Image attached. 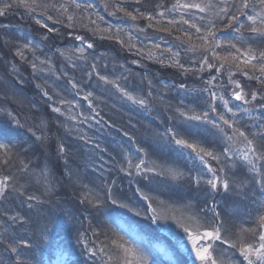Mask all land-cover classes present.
Masks as SVG:
<instances>
[{
	"label": "trees",
	"instance_id": "trees-1",
	"mask_svg": "<svg viewBox=\"0 0 264 264\" xmlns=\"http://www.w3.org/2000/svg\"><path fill=\"white\" fill-rule=\"evenodd\" d=\"M100 1H107V0H100ZM116 0H114L115 2ZM168 0H142L140 3H138V7L143 12L155 15L157 13V10L164 6L167 3ZM28 3L32 5L34 8V11L31 10V15H27L25 10L21 9L20 7L18 9H15V4L11 3L13 6L11 8H8L5 13L0 16V25H4L6 23L10 24V27H15L12 31L10 30L9 34L6 29H1L0 27V51L4 54L3 59L0 61V73L4 76L2 80V85H0V91L7 92L8 88L10 89L11 83L12 87L17 86L18 83L17 79L15 77H12L11 75H8L9 72V66L8 64H5V62L16 63L18 66V71L16 72L18 76L17 78H27L28 80H31V76H33L34 71L29 66L30 62L23 61V63L18 59V57L15 55L17 54L19 42L22 44V41H27L29 38H33V45L37 48H40V43H43L46 45L48 50L52 53L53 57L58 61L57 66L59 67V64H62L64 67V71L67 74L73 73L75 67L77 66L79 60L75 59H68V58H62L61 59V49L64 45H66L68 42L73 41L71 38L72 34H79L82 35L84 40L91 42L92 44L97 45V50L104 49L107 54H121L123 58L128 59V52L130 51L129 47H123L115 43V41H111L112 39H109L107 37H104L102 39L97 33H92V22H87L82 17H80V20H75L74 26L71 24H68L67 18L70 15V11L68 12V8H61L60 5L63 4V2L57 1V0H29ZM52 4H55L56 7H51ZM45 5H47L45 7ZM64 5V4H63ZM66 9V10H65ZM130 12V11H129ZM36 15L37 17L41 18L42 20H53V18H57V21L55 25L58 30L55 28L50 33L46 28L42 27L44 25V22L37 23L34 21L33 15ZM147 17L146 14H143ZM51 16L52 19H48V17ZM114 17V16H112ZM82 20V21H81ZM133 24L135 25H144L145 22L141 21H133ZM82 28V29H80ZM90 29V30H89ZM102 29V28H100ZM82 30V31H81ZM11 41L12 46H8ZM19 41V42H18ZM212 39L209 41L211 45ZM196 43H199L195 41ZM213 43V42H212ZM209 46L204 47L203 45H200L196 49L197 53V63L199 67H195L194 72L184 71L182 69H176V68H169V67H151L149 65L144 70L141 69L140 66L134 65V69L140 73V76L137 77L138 82H141L143 80L142 76H147V73L155 72L157 78H161L166 80L168 83H173L177 87V85L181 84L184 85L186 83L195 84L198 88H202L204 85V81L209 79L211 80L212 76L214 75V70H210V67L208 64H212L214 60H218L217 56H220L219 51H215L217 56H213L212 50H207ZM129 48V49H128ZM118 56V55H117ZM205 57L207 58L208 63H204ZM63 61V62H62ZM204 63V66L202 64ZM197 66V64H196ZM204 68V69H202ZM202 69V70H200ZM224 75V83H228L230 79H232V75L236 77L237 79L245 80L248 76L244 75L243 78L240 74H238L237 71H232L228 69H222L221 70ZM61 75H65V72L57 71ZM151 73V74H152ZM141 80V81H140ZM251 89L255 91L261 90V86L254 83L250 84ZM6 86V87H5ZM18 87V86H17ZM48 87V86H47ZM207 87H203V91H206ZM1 96V94H0ZM4 96V94H2ZM16 96V95H15ZM13 96V100L10 103L11 105L18 103L15 100H18ZM7 99V98H6ZM45 105L42 104L41 101H37V108L33 109L32 101L29 103V107L31 108L29 110V114H31L29 117H27L28 121H40L41 119H44L43 121L47 120V129L50 131L48 134V143H46L45 147H49L52 149V151L57 150L59 148V142L62 141V136L60 134V127L56 123L55 125L51 123L50 121L54 118L55 112H48L46 117L39 118V113L34 112L33 110H42L45 109ZM160 110L163 111V114L161 118H159L156 115H148L149 125L143 126V130L140 132L139 142L142 145L152 147L149 143L148 135L152 134L153 132L160 133V144L163 146H166L164 149L171 151L172 148L174 149L173 144V134L172 130L174 127V124H178V120L172 116V113L168 108H160ZM28 112V111H27ZM60 117V116H59ZM61 118V117H60ZM63 119V118H62ZM0 123H2V118H0ZM38 123V122H37ZM151 126L154 127V129H151ZM201 137H205V134L203 131H200ZM171 142V143H170ZM170 143V144H169ZM145 185L148 187L149 190L156 189L157 183L154 182V179H147L145 180ZM158 191H161L158 189Z\"/></svg>",
	"mask_w": 264,
	"mask_h": 264
},
{
	"label": "snow or ice",
	"instance_id": "snow-or-ice-1",
	"mask_svg": "<svg viewBox=\"0 0 264 264\" xmlns=\"http://www.w3.org/2000/svg\"><path fill=\"white\" fill-rule=\"evenodd\" d=\"M73 3H75V0H73ZM224 5L220 8V12L223 13L225 16L228 17V20L230 22H238L240 19V16L245 15L244 10L249 8V0H239V2L237 3L236 0H233L231 5H228V0H223ZM259 4L261 5L262 8H264V0H259ZM13 5L11 3H8L7 0H5L4 2V9H8L11 8ZM16 6L18 7H25L28 8L29 10L34 11V8L32 7V5L30 3H28V0H17V4ZM47 5H45L46 7ZM181 7V8H195L198 9L200 12H204L206 7H211V5H206V6H202L201 4H197V3H192V4H183V5H175L174 7ZM51 7L55 8L56 5L52 4ZM61 8H65V5L61 4L60 5ZM76 7H80L79 4H76ZM234 8L236 10L235 14H232L230 9ZM66 10V9H65ZM4 11L0 10V15H3ZM161 15H163V13H161ZM48 19H52L51 16L48 17ZM73 19V17L71 15L68 16V20L71 21ZM149 19H151V17H149ZM247 19L249 21H251V25L249 26V30L252 33H260L261 35H264V15L261 14H257V15H247ZM259 20V25L257 26V21ZM37 23H40L39 20H37ZM184 23H188L187 20L184 21ZM229 26H231V24H229ZM42 27L46 28L49 32H52L53 29L49 28L47 24L42 25ZM191 27L196 28L197 32H200V28L196 27V25H191ZM215 27V23L214 22H209L208 25L205 26V31L207 33V36L202 37L201 39L204 40L207 43V39L208 36H215V32L212 31V29ZM244 25L243 24H239V27L236 29V31H239L240 28H243ZM77 39H80V37H77ZM220 45L215 43V41H213L212 45L209 46V48L207 50H212L215 47H219ZM88 47H92L91 44L88 45ZM232 48L236 49V52L239 53L240 52V48H237L235 44L231 45ZM247 52V58L244 60V63L246 64H251V62L253 60H257L258 59V63H259V76H255V79L257 80H261V77H264V51H260L259 52V58L257 57L256 54L253 53V50L251 48L246 50ZM63 54V53H61ZM213 56H217L216 52L213 50L212 51ZM18 55H20L21 57H23V52L22 51H18ZM231 55V54H230ZM217 58L219 59L220 57L217 56ZM233 59H235V57H232ZM224 59H227L226 57ZM204 63H208L207 58L205 57L204 59ZM209 67H212L211 64H208ZM33 67L35 68V64H33ZM221 67H223V65H221ZM256 65H253V68H255ZM245 75H247V73H245ZM101 79H106L105 77H100ZM212 79H215V77H213ZM261 82H264V80H262ZM209 83H211V81H209ZM73 87H75V84L73 85ZM236 88H240V85L238 83H236ZM206 91L210 92V96H211V100L215 101L217 99H219L222 103V107L223 109H225L227 112L232 113V116L235 117L236 116V112H233V108L230 107V101L228 99H225L223 96L217 97L216 92H212L209 89H206ZM126 96H128L129 99H133V97L131 95H129V93L125 92L124 93ZM45 95H47V93H45ZM89 95H91V93H89ZM249 95H251L252 100H256V94L254 92L249 93ZM232 96L234 97L235 100L237 101H243L244 103H248L249 101L247 100L245 94L243 93V90L241 89L240 91H233ZM85 99H87V97H85ZM264 99V98H262ZM141 105H144L146 103L145 100L140 99L135 101ZM221 105H217L215 103H209L208 107L210 109V111L212 113H216L217 114V118L221 121H223V124L228 125L229 127H232V124H230L229 119H226L223 112H219L218 108ZM239 107V106H237ZM54 111H59V109H54ZM181 115H183V113H181ZM189 119L191 120H204L207 121L208 123L213 124V126L215 127H219L218 124L215 123L214 120L211 119V117L209 116V112L205 111L203 112L201 115H192L189 117ZM262 127H264V125H262ZM236 134H238L240 137H243L244 140L246 141L247 144V148L244 151V153L242 154V159L244 161H247L248 163H252L251 160L248 159L249 153H252L253 156L255 157L256 160H264V147L258 149L254 146V140L253 139H249L248 136L245 134L244 131H241L240 128H236L235 129ZM260 138L264 139V133L260 134ZM173 139L175 141V143L177 145H181L185 148H189L191 149L193 152H195L197 154V156L203 161L205 156H209V157H213L215 159H219V157L215 156L213 152L208 151L207 149L203 148V147H199L196 144L193 143H189L187 140L182 139V138H176V134L173 133ZM228 139H232V137H228ZM6 146L2 143H0V149L5 148ZM225 154L229 151V148L225 147L222 150ZM259 153V154H257ZM7 162V161H5ZM144 165V160H140L139 163L135 164L134 167L139 171L141 170V166ZM129 167H133L131 161H129ZM253 167H255V165H253ZM262 167H264V165H262ZM124 169H122L123 171ZM148 171H152L151 168L147 169ZM209 172H212V178L208 179L206 181V183L208 185L211 186L212 189H217L219 186L222 185V187L227 190L229 187V182L228 180L225 179H221V177H219L218 175H216L215 172H213V170L211 168L208 169ZM221 171H223L221 169ZM170 174L175 175L176 173L174 172H170ZM11 179V177L9 176H4L3 178H0V195H3L4 193V189L5 187H7L8 185V181ZM199 179L196 180L197 185L199 184ZM262 187H264V177H262ZM108 198H112L111 197V190L109 189L108 192ZM145 199H147L148 197L145 196ZM29 199H33V197H29ZM117 201L115 199H113V203H116ZM215 216H219V213H215ZM192 219V225H185L183 227V231L184 233L187 235L188 241L191 242V248H190V253L194 255V264L195 261H199V264H218V259L217 257H215L213 255V248H212V244L211 243H206L207 241H222V234H221V229L224 227L223 225V221H214L212 223H208L207 221L205 222H201V218L198 216H194L191 218ZM260 221H261V227H264V216L260 217ZM134 235V234H133ZM134 238L135 235H134ZM226 242V241H223ZM177 243L180 244L182 247H185L187 249V244H185L183 242V240L181 238L177 239ZM60 246L57 245V248H59ZM146 247L148 249L149 252L153 253V254H162L165 256L169 255L168 252V248L165 247L163 244L160 245H156L153 246L150 243L146 244ZM231 247H237L236 244H231ZM12 251H16L15 248L12 249ZM239 251L240 253L243 255L244 259L247 260L248 264H254V261L251 259V257L255 256L256 258V262H258V264H264V232H260L258 233V246H254L251 243H241L239 245ZM131 252L132 255L134 257H137L136 259L133 260H126L125 264H146L147 262V256L144 255L143 252L140 253H136L134 250L131 249H125V253H129ZM155 264V262H154ZM220 264H223V262L221 261Z\"/></svg>",
	"mask_w": 264,
	"mask_h": 264
},
{
	"label": "rangeland",
	"instance_id": "rangeland-1",
	"mask_svg": "<svg viewBox=\"0 0 264 264\" xmlns=\"http://www.w3.org/2000/svg\"><path fill=\"white\" fill-rule=\"evenodd\" d=\"M181 1V0H179ZM233 2V0H228V5H231ZM197 3V2H196ZM192 4V3H191ZM202 6H206V5H211V7H206L204 12H200L198 9L195 8H181L179 7V11L175 10L174 14H175V18H172V20H180V18L176 17L177 13H180V16H184L183 20H204L205 18V13L206 10L208 9L209 15L213 20H227V16L225 17V15L223 13L220 12V8L224 5L223 0H209V1H202L201 2ZM232 14H235L236 10L235 9H230ZM138 15V11L137 9L132 10L131 9V13L127 14V18L131 19V20H137L140 21L141 20H146V16L143 15L140 17V19L137 18ZM146 15H148L149 17H151L150 20H163V18L159 17V19L157 18L158 15H152L149 13H146ZM191 16V17H190ZM210 17L209 20H212ZM225 17V18H224ZM192 18V19H191ZM182 20V19H181ZM100 22L103 24V21L100 20ZM187 30H189L191 27L186 26ZM123 29H121V31H116L117 34L119 33H123L122 32ZM126 33V31H125ZM124 33V34H125ZM127 34V33H126ZM133 41V39H132ZM134 45H138V44H134ZM152 48H154V46H146V47H142L141 50H143L144 52H148L150 51ZM151 52V51H150ZM69 54H73V51L69 50L68 51ZM156 54V51L153 53ZM14 74H16L14 72ZM108 82L112 81L113 83L117 84L118 86L120 85L121 81L124 83L123 79H118V82H116L115 79H107ZM2 82L0 81V84ZM122 88H120L121 90ZM70 92V91H69ZM93 96L95 94H92ZM13 96L12 91L8 90L7 92L4 93V96H2V98H11ZM75 96V97H74ZM113 94L109 95L110 100L114 99ZM85 97H87V99H85ZM101 98L98 97V100L100 101ZM65 106H62V110H66L67 114L71 117V119L73 120V122L76 125H80L83 124L84 122H87L91 124V127L93 128V131H96V134H101L102 133V126L98 125L97 123L100 122V120L97 117V114L99 113L98 108H97V102L94 101L92 99V97L89 94L84 95L82 93V91L79 92V94H76L75 92H70L68 95V98L65 99L64 101ZM109 107H111V105L109 104ZM246 110L243 109L241 111V113L243 114ZM239 116V112L237 113ZM257 116L253 113H248L247 114V121L249 122H254L256 120ZM249 125V124H247ZM102 135V134H101ZM33 161V160H32ZM159 170H164L167 173L168 172H174L175 170L170 169L169 167H165V168H158ZM111 171V168L108 167V165L106 164L104 166V171L103 174L106 176V178L109 177V173ZM36 180V179H35ZM44 193V191H43ZM160 206L164 209V212L167 214H173L175 216H178L179 218H184V220H188L187 218L189 217L190 211L187 209V207L183 208V207H172V205H167L166 203H159ZM206 243H211L212 244V248H213V255L215 257H217L218 259V264H220V262L222 261L223 264H234L230 259L227 260L226 259V255H222L220 254L219 256L217 255V251H218V247L214 246L215 244L213 243V241H207ZM125 249H127V247L125 246ZM122 251V250H121ZM123 253H125V250L122 251ZM225 253V252H224ZM226 254V253H225ZM221 256H225V258H220Z\"/></svg>",
	"mask_w": 264,
	"mask_h": 264
}]
</instances>
